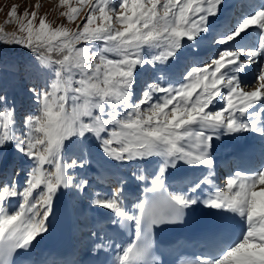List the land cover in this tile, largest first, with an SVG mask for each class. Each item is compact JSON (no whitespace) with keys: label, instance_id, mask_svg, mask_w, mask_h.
<instances>
[{"label":"snow or ice","instance_id":"1","mask_svg":"<svg viewBox=\"0 0 264 264\" xmlns=\"http://www.w3.org/2000/svg\"><path fill=\"white\" fill-rule=\"evenodd\" d=\"M224 3L58 0L67 24L82 21L75 28L48 21L39 4L22 16L12 7L9 22L15 18L17 28L9 33L0 27V44L28 49L45 84L29 89L36 110L22 121L14 108H0V162L10 147L28 162L14 176L0 172V264H17L48 231L63 191L86 190L88 179L75 174L92 164L89 141L106 163L136 164L132 177L145 184L144 198L131 209L124 178L110 194L96 192L90 201L131 233L128 243L116 246L112 264H156L154 231L183 224L199 207L231 214L241 229L234 236L226 228L213 233L191 264H264V159L250 171L230 173L221 186L213 155L214 142L225 136L254 133L264 145V0L213 28ZM213 32L210 62H185L177 78L162 74L137 91L139 70L179 62ZM252 66L256 75L247 80ZM70 144L81 146L79 155L69 156ZM153 159L149 179L142 164ZM181 164L204 174L186 190L171 191L169 170Z\"/></svg>","mask_w":264,"mask_h":264},{"label":"rangeland","instance_id":"2","mask_svg":"<svg viewBox=\"0 0 264 264\" xmlns=\"http://www.w3.org/2000/svg\"><path fill=\"white\" fill-rule=\"evenodd\" d=\"M250 2H253V3L255 2V4L258 3V5H259L261 0H254V1L250 0ZM37 4L40 5L38 8L39 15L47 14V20L53 22L55 25L66 24L68 27L75 28L77 24L82 23V21L79 18H77L76 22H74L73 24H67L66 19L64 17L59 16V11H64L66 9L58 7V0H0V27H2L5 32H9V33L13 32L17 28V25L14 23L15 18H12L13 22H9L10 18L8 17V13L12 9V7L16 6L17 15L22 16L25 13V10H28L29 13L31 11H33ZM251 5H252V3L249 4L247 2H238L237 7H235L233 9V13L231 12V14L228 15V20L231 18V20L234 22L235 19H237L242 13H245V8L248 6L247 7V9H248ZM258 5H255V6H258ZM251 8H250V10H251ZM83 15H84V13L82 12L81 16H83ZM229 16H230V18H229ZM202 42H205V40ZM205 43H206V45H208V47H206V48H208V50H212L213 46L210 45V43L208 41ZM1 47L8 49V50H10V52L14 53V58H17V60L19 62L18 64L19 65L23 64L24 68H21L20 72H15V73H13L11 71H8V73L6 71H3L4 74L9 75V78L11 80H14L15 86H14V84L11 83L10 86L12 87V90H14V91H12V93L9 94V96H8L9 98H6L7 104L6 105L0 104V108H3V107L14 108L17 121H22L26 115H28L30 113H34L36 110V106H35V102H34V96L32 93L29 92V89L33 88V87H35L37 89L43 87L45 84V80H44L43 75L37 71L35 61L32 57L31 52L28 49H25V48L18 46V45H8V44H0V48ZM212 56H213V53H211L207 59L201 60L199 58L201 60V62H199V59H197V61H195V58H191V56H189V53H186L184 56H182L183 61H179V62L173 61V63H177V65H176L177 70L175 69V71L172 75H169V74L165 75V72L161 71V70H165L164 65L158 64L155 67L145 66L142 70H139L137 73V85H136L137 91H139L140 88L143 87V84L145 81L148 83L154 82V81L158 80V78L162 74L166 78H172V79L177 78L179 76L180 72L183 71V65L185 62L191 63V62L195 61V62H197V64L202 65V62H204L206 60L208 62H210V57H212ZM251 69H252V72L247 74L248 75L247 80H252L256 75L255 66H252ZM17 76H19V78ZM6 80H8V79L6 78ZM16 86H18L20 88V89L18 88L19 91L17 93L15 92ZM5 94H6V92L4 91V87H3L0 89V96L5 97ZM255 138H256V136H255ZM254 140L255 141H252L251 143L253 144V146L255 145L254 147H256V151L257 150L259 151L258 157H260L259 159L262 160V159H264V155H262V154H264V145H262L261 138L258 135H257V138ZM85 146L87 148V151L90 154L92 164H91L90 168L87 170L77 169L75 176H76L77 180H79L80 178L88 179L89 184H88L86 190L83 192H79L75 189L68 190V191L70 192L69 193L70 206H72L73 208H76L78 203L81 202V205L84 206L83 210L85 211V212L82 211V213H81L82 215H80L78 218L76 217L77 218L76 224L80 225L82 223L81 224L82 226L79 227L80 229L82 228V230L79 229V231L76 233L79 234V233L84 231V234L86 236H87V234H88V236H92L93 231L91 230V228H89V219H88V217H89L88 216L89 215V206H86V205H89V202L91 201V198H90L91 195L94 196V194L96 193L97 190L99 192L104 191L106 193L109 191V194H110L113 191V189L116 187L117 181L120 180V178H123L127 174L132 173L131 172L132 168L129 165H125V164L124 165L121 164L119 166H116L113 163H106L104 161L102 154L100 153L95 141L86 142ZM80 150H81L80 145L70 144L68 146L69 156H71L72 154L79 155ZM69 162H71V161L69 160ZM150 162H152L151 164L156 167V160L155 159L151 160ZM151 164H149V165L152 166ZM109 165H111V167H113V169H111V171L107 170L108 174L106 173L105 174L106 176L104 175L103 179H102V177L100 178V176H98V174L96 175V172L98 173V170L101 171L100 168H104L105 166H109ZM258 165L259 164H257V166ZM27 167H28V162L23 157L16 154L11 149V147L9 148L6 160L3 162H0V172H7L9 170V171H12L13 176L15 175L16 171H20L22 168L27 169ZM155 167H154V169H155ZM114 168H116L115 171L117 173H119V174H117L116 172L115 173L113 172L115 176L112 173ZM129 171H130V173H129ZM216 172L218 174V176L216 175V177H218L217 180L220 182L219 185L223 186V184L226 182V180H225V176L222 174L223 172H221V168L217 169ZM120 173L123 176L120 175ZM191 173L192 172H190L189 175H191ZM192 174H193V176H191L192 178H190V176L186 174L187 177H186V175H184L185 177H182L181 180L185 183H188L189 179H192V180L194 179V181H195V180H198L199 178H201V176H202L199 173H197L196 171H195V173H192ZM25 175H26L25 171L20 172L19 181L21 184H23V182H24ZM93 188H95V189H93ZM96 188H98V189H96ZM106 189H108V191ZM84 202H86V203L84 204ZM13 203H15V201ZM82 220L84 221V224H83ZM83 225H85V227ZM93 233H95V230Z\"/></svg>","mask_w":264,"mask_h":264},{"label":"bare ground","instance_id":"3","mask_svg":"<svg viewBox=\"0 0 264 264\" xmlns=\"http://www.w3.org/2000/svg\"><path fill=\"white\" fill-rule=\"evenodd\" d=\"M238 1V0H237ZM237 1L236 0H225V3H224V5H223V7H222V9H221V13H220V15H219V17H217V18H215V19H213L212 20V26H213V28H214V26L215 25H219V24H221V20L223 21L224 20V22L225 21H227V18H228V10L232 7V8H234L237 4ZM256 5V4H255ZM252 10V9H251ZM230 15V14H229ZM224 22H222V23H224ZM212 35H215V33L213 32V33H210L209 34V39L211 38V36ZM209 39H206L205 40V42H209ZM204 41V40H203ZM205 42H200V46H199V48H197V49H195L194 50V53L193 52H189V56H191V58H195V61H197V59H207L208 57H209V55L211 54V53H213V48H212V50H208V48H206V47H208V45H206V43ZM214 54V53H213ZM180 61H183V58H181V60ZM176 65H177V63H173V62H170L169 64H167V65H164L165 67H164V69L165 70H161V71H164L165 72V75H172L173 73H174V71H175V69L177 70V68H176ZM252 68V67H251ZM249 69L248 70V72H247V74L248 73H251L252 72V69ZM246 74V76L244 77L245 79H247V77H248V75ZM254 133H243V134H241V135H237V136H233V138L234 139H236V140H241L243 137H249L250 138V140H254V139H256L257 138V135H256V138H254ZM220 141V142H219ZM255 141V140H254ZM224 142V138H221L220 140H218L217 142H215V147H213V155L215 156V154H218L219 155V157H221V158H224V156H226L225 154H226V149L224 148V144H222ZM255 146V145H254ZM246 147H247V150H249V153H251V151H252V149H253V147H251L250 146V144H248V145H246ZM255 149L254 150H256V147H254ZM258 149V148H257ZM215 151V152H214ZM225 153V154H224ZM258 154H259V151L257 150V155L255 156V157H258ZM260 158V157H259ZM250 160H251V158H250ZM249 160H247V162H248ZM224 162H225V158H224ZM247 162H245V163H243L242 164V166H246V164H247ZM152 162H150V161H146V162H144L143 164H142V167H144V168H147V174H148V176H149V179L151 178V174H152V172L155 170L154 169V167L155 166H153L152 164H151ZM149 164H151L152 166H150ZM217 164L219 165V163H217V161L215 160V167L217 166ZM124 165V164H123ZM131 168H132V171L131 172H133L135 169H136V164H131V165H129ZM128 167V166H127ZM247 167V166H246ZM156 168V167H155ZM98 169V168H97ZM111 169H113V167H111V165H109V166H105L104 168H100V170L101 171H99L98 170V173L96 172V175L98 174V176H100V178L102 177V179L104 178V175L107 173V170H110L111 171ZM115 169L116 168H114V170L112 171V173L114 172H116L115 171ZM245 169H247V168H245ZM106 170V171H105ZM190 170V171H189ZM9 171V170H8ZM195 171L197 172V173H199L200 175H203L204 174V170L203 169H199V168H192V167H188V166H185V165H183V164H181V165H179L176 169H170L169 170V173H168V183H169V181H173V183L170 185V190L171 191H181V190H186V186H187V184L188 183H185V182H183L182 180H181V178L182 177H185L184 175H189L190 174V172H192V173H195ZM244 171H249V169H247V170H244ZM122 172V171H121ZM114 173H113V175H114ZM117 173V172H116ZM127 173V172H126ZM129 173H130V171H129ZM191 173V175H189L190 176V178H192L191 176H193V174ZM108 174V173H107ZM117 174H119V173H117ZM125 174V173H124ZM111 175V174H110ZM120 175H122L121 173H120ZM126 175V174H125ZM181 175H183V176H181ZM187 175H186V177H187ZM217 175V174H216ZM216 175H215V177H216ZM106 176V175H105ZM115 176V175H114ZM123 176V175H122ZM198 177V176H197ZM202 177V176H201ZM215 177H214V180H215ZM124 179H126L127 180V183H126V185H125V190H124V197H125V202H129V204H131L128 208L129 209H131L132 208V205L134 204V199H136V200H138V198H141V196H142V193L144 192V188H145V184L144 183H142V182H139V181H137V180H135L133 177H132V173H130V174H127L126 176H124L123 177ZM119 179V178H118ZM121 179V178H120ZM184 179V178H183ZM198 179V178H197ZM189 181H194V179L192 180V179H189ZM188 181V182H189ZM216 183L217 184H219L220 182L219 181H216ZM93 189H95V188H93ZM96 189H98V188H96ZM101 189V188H100ZM107 191H108V189H106ZM114 190V189H113ZM206 190V189H205ZM68 190H66V191H63L61 194H64V197H63V199H62V201L63 202H65L66 203V206H67V209H68V211H69V214H70V216H69V218H70V220H73L72 221V223H70V230H71V234H73V237H72V241H73V243H74V245L78 242V241H80L81 242V247L82 248H84L85 249V254H86V256L87 257H91V254L88 252V250H91V249H93V248H95V245L96 244H98L99 242L97 241V240H99V241H101V242H104V244L105 243H107L108 241H110L111 240V232H110V229L108 228L109 226H110V224L108 225V226H106L107 227V229H100L99 231V233H101L102 234V236H100V238L98 237L97 239H95V238H93V239H91V240H89L88 239V237H92V236H88V234H87V236L84 234V231L83 232H81V233H79V234H81V235H78L76 232H78L79 231V227H81L82 225V223L80 224V225H77L76 223H77V218L80 216V215H82L81 213H82V211H84L83 210V208H84V206H82L81 205V202H79L78 203V205H77V207L76 208H73L72 206H70V200H69V191L67 192ZM137 192L136 193V195L134 194L133 196H130V195H132V193L133 192ZM96 192H99L98 190L96 191ZM101 192V191H100ZM89 193V192H88ZM91 193V192H90ZM101 193H103V194H105L106 192H101ZM108 194H109V191L107 192ZM61 194L57 197V198H61ZM79 194V193H78ZM90 195V194H89ZM73 198V197H72ZM75 198V197H74ZM91 199L93 198V196L91 195V197H90ZM73 200V199H72ZM83 200V199H82ZM75 201V200H74ZM73 202V201H72ZM83 203V202H82ZM86 202H84V204H85ZM72 205V204H71ZM86 206H89V209H90V212H89V214H90V216H89V221H90V223H89V228H91V230L93 229V227H94V224L96 223V222H100V220H104V217H105V212H106V210L103 212V213H100V212H96L95 211V208L94 207H92L91 206V203L89 202V205H86ZM197 210H199V211H203V210H206V208H203V207H199V208H197ZM87 211V210H86ZM85 212V211H84ZM86 214V213H85ZM95 216V217H94ZM100 218H98V217ZM77 217V218H76ZM82 219V218H81ZM80 220V219H79ZM78 220V221H79ZM108 219L106 218L105 219V221L104 222H106ZM81 221V220H80ZM82 222H83V224H84V221L82 220ZM84 227H85V225H83ZM98 229V228H97ZM80 230H82V228L80 229ZM89 231V230H88ZM93 232H94V229L92 230ZM93 232H92V234H93ZM91 233V232H90ZM89 233V234H90ZM39 238H41V237H39ZM39 238L34 242V244H33V246H36L37 245V241L39 240ZM105 238L107 239L106 241H105ZM118 241H115V244H117L118 245V243H117ZM127 242H125L124 244H126ZM124 244H122V245H124ZM200 254V253H199ZM198 254V255H199ZM51 257H53V256H51ZM74 262V264H78V262H76V261H73ZM54 264H57V263H54Z\"/></svg>","mask_w":264,"mask_h":264},{"label":"trees","instance_id":"4","mask_svg":"<svg viewBox=\"0 0 264 264\" xmlns=\"http://www.w3.org/2000/svg\"><path fill=\"white\" fill-rule=\"evenodd\" d=\"M17 58H14V53L10 52V50L5 49L3 47L0 48V89L4 87V91L6 92L5 97L9 98V94L12 93V87L10 86L11 83L14 84V80H11L9 78V75L4 74L3 71H11L13 73L20 72L21 68H24V65L18 64ZM7 76V77H6ZM19 78V76H17ZM6 78L8 80H6ZM5 79V80H4ZM15 92L17 93L19 91V87H15ZM19 88V89H18Z\"/></svg>","mask_w":264,"mask_h":264}]
</instances>
